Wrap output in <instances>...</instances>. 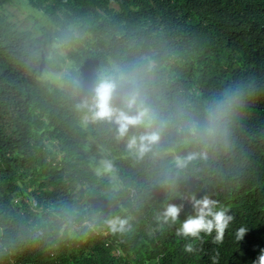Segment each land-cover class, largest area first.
<instances>
[{"label": "trees", "instance_id": "obj_1", "mask_svg": "<svg viewBox=\"0 0 264 264\" xmlns=\"http://www.w3.org/2000/svg\"><path fill=\"white\" fill-rule=\"evenodd\" d=\"M27 1L49 18L51 42L71 36L61 9L98 37L102 52L71 54L86 83L107 55L151 47L170 98L199 107L242 85L245 99L227 144L190 166L173 191L158 183L152 161L128 155L104 126L83 128L66 91L29 74L59 71L63 57L31 59L30 32L0 18V176L8 194L0 198V264H213L214 256L217 264H252L264 249V0H140L138 8V0H117L121 10L110 18L90 12L105 0ZM88 136L108 152L119 189L90 167ZM193 191L218 199L234 219L222 243L207 236L188 254L174 230L157 231L155 215L166 202L183 203V219L191 208L181 197ZM114 215L135 230L103 234Z\"/></svg>", "mask_w": 264, "mask_h": 264}, {"label": "clouds", "instance_id": "obj_2", "mask_svg": "<svg viewBox=\"0 0 264 264\" xmlns=\"http://www.w3.org/2000/svg\"><path fill=\"white\" fill-rule=\"evenodd\" d=\"M74 39L58 37L51 44L48 59H65L60 71L45 73V78L52 75L73 100L72 107L83 127L102 125L117 143L123 142L128 155L152 161L162 186L175 191L190 166L207 159L209 150L227 144L233 117L245 99L242 85L229 86L194 107L187 100L168 96L164 64L155 52L131 50L105 58L86 83L79 68L66 57ZM114 171L108 158L100 159L95 168L97 176ZM181 198L191 211L181 219L184 204L166 202L155 215L157 231L174 230L176 237L186 241L183 251L188 254L196 253L198 243L207 236L214 244L222 243L234 219L230 210L218 199L198 196L195 191ZM103 226V234L112 237H124L135 230L122 215L104 220ZM89 228L96 230L94 224ZM245 232L239 229L237 238L242 239ZM212 262L217 264L215 256ZM252 264H264V249Z\"/></svg>", "mask_w": 264, "mask_h": 264}, {"label": "rangeland", "instance_id": "obj_3", "mask_svg": "<svg viewBox=\"0 0 264 264\" xmlns=\"http://www.w3.org/2000/svg\"><path fill=\"white\" fill-rule=\"evenodd\" d=\"M137 4L138 8L140 0H138ZM129 7L131 9L135 8L133 5ZM120 10L121 7L117 0H105L102 5H94L93 10L90 12L91 14L97 13L100 17L110 18ZM67 13L65 9L58 11L61 18L68 16V28L71 31V36L75 39L73 45L67 50L66 57L69 63L76 66L75 61L71 57L72 53L80 52L82 49H97L98 52H102V48L99 46L98 37L86 31L75 14L70 13L67 15ZM0 18L3 22L9 24V27L13 30L30 32L29 44L31 45L29 46V57L31 59H35L41 53L45 55L49 52L50 46L53 43L50 41V34L53 27L51 26L49 18L42 11L32 8L27 0H0ZM148 50L156 52L151 47H148ZM107 57L109 56L107 55ZM64 59L63 57V62L60 63V66L64 63ZM96 67L98 66L93 68V72ZM55 72L58 71L41 70L38 72L33 69L29 74L35 75L39 80L45 83L60 88L52 75L45 78V73L52 74ZM25 90L24 88L22 92L24 93ZM79 124L81 125L80 119ZM84 151L88 156L90 167L93 170H95L99 160L108 155V152L98 145L91 136H88L86 139ZM107 176L112 179V188L115 190L119 189L120 184L116 175L113 173ZM7 197L8 194L3 185L2 177L0 176V198L5 201Z\"/></svg>", "mask_w": 264, "mask_h": 264}]
</instances>
